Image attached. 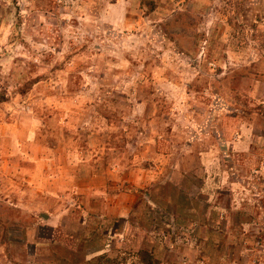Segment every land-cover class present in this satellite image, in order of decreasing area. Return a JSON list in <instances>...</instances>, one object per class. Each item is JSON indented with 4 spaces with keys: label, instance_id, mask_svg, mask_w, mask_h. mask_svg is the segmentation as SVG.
Wrapping results in <instances>:
<instances>
[{
    "label": "rangeland",
    "instance_id": "1",
    "mask_svg": "<svg viewBox=\"0 0 264 264\" xmlns=\"http://www.w3.org/2000/svg\"><path fill=\"white\" fill-rule=\"evenodd\" d=\"M151 263L264 264V0H0V264Z\"/></svg>",
    "mask_w": 264,
    "mask_h": 264
},
{
    "label": "crops",
    "instance_id": "2",
    "mask_svg": "<svg viewBox=\"0 0 264 264\" xmlns=\"http://www.w3.org/2000/svg\"><path fill=\"white\" fill-rule=\"evenodd\" d=\"M257 84H259L258 81ZM237 117L235 118L236 120H238L236 126L237 130L233 132V135L231 137H225L224 139L221 138L220 139L221 141L219 139H216V141L218 143H221L222 147H225L227 150L231 149L233 151H238V153H245L248 152L252 147L253 139L255 136V125L251 121H246L242 117H239L240 119L239 118L237 119ZM189 124L192 126L188 127L187 130L189 129V131L190 130L192 131L191 137L194 143H191L189 145L190 147L188 153L193 152L194 149L196 148L197 141L195 140L203 141L205 145V149L196 152V154L199 160L204 164V166H208L209 169H212L211 157L216 153V151H214V147L216 145L213 144V139L212 137H210L211 134H209V131L207 130V128L208 127L210 128L211 126L208 125L207 128H203L201 129V131H199V128L196 126V123L190 122ZM223 125L225 126L223 122H219L217 124L219 132L223 131L222 129L224 127ZM197 131H199L200 133H198ZM223 136H225V132L223 133ZM237 155H242V154H234L233 157H236ZM215 173H216L215 175L210 173L207 176L206 180L209 181L210 179H214L217 180L219 183L221 182L229 183L232 187L237 184L240 185V182L241 183L245 182V177L241 176V174H239V172L236 171L235 172L221 171L219 174L217 172ZM232 195L234 194L232 193Z\"/></svg>",
    "mask_w": 264,
    "mask_h": 264
},
{
    "label": "trees",
    "instance_id": "3",
    "mask_svg": "<svg viewBox=\"0 0 264 264\" xmlns=\"http://www.w3.org/2000/svg\"><path fill=\"white\" fill-rule=\"evenodd\" d=\"M152 264V263H151Z\"/></svg>",
    "mask_w": 264,
    "mask_h": 264
}]
</instances>
